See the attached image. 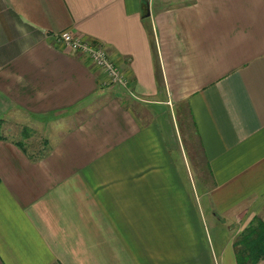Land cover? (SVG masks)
<instances>
[{
	"label": "crops",
	"instance_id": "1",
	"mask_svg": "<svg viewBox=\"0 0 264 264\" xmlns=\"http://www.w3.org/2000/svg\"><path fill=\"white\" fill-rule=\"evenodd\" d=\"M1 121L45 146L0 135V264H237L264 221V0H0Z\"/></svg>",
	"mask_w": 264,
	"mask_h": 264
},
{
	"label": "built area",
	"instance_id": "2",
	"mask_svg": "<svg viewBox=\"0 0 264 264\" xmlns=\"http://www.w3.org/2000/svg\"><path fill=\"white\" fill-rule=\"evenodd\" d=\"M55 42L69 52L81 55L88 63L99 69L104 76L105 83L108 85L127 89V80L118 67L109 59L105 47L99 42L82 39L68 32L56 36Z\"/></svg>",
	"mask_w": 264,
	"mask_h": 264
},
{
	"label": "rangeland",
	"instance_id": "3",
	"mask_svg": "<svg viewBox=\"0 0 264 264\" xmlns=\"http://www.w3.org/2000/svg\"><path fill=\"white\" fill-rule=\"evenodd\" d=\"M104 83H105V80H104ZM105 86L107 88L118 87V86H114V85H108L107 83H105ZM1 122H2V125H1V129H0V135L10 134V135L15 136V137H21V139L23 140V143H24V147L26 149H31L34 153H36L37 149H40L39 147L45 146L43 134L40 132V129L37 127H32L31 125H29L28 122H26V121H18L15 123L8 122V121L7 122L1 121ZM1 122H0V124H1ZM191 141H192V143L189 144V145H191V153L196 158L193 161L194 163L192 164L193 170H194V176H195V178H197V184L199 185V187H201L200 185H202V183L203 184L209 183V178L207 176L205 165H204L203 159L201 157V154L199 152V148H198V146H197V144L193 138ZM189 148H190V146H189ZM41 149L39 151H41ZM261 219H264V209H263ZM208 228H209V230H211L212 234H215L219 231L220 226L216 225V224H214V226L209 224ZM213 228H216V229H213Z\"/></svg>",
	"mask_w": 264,
	"mask_h": 264
},
{
	"label": "trees",
	"instance_id": "4",
	"mask_svg": "<svg viewBox=\"0 0 264 264\" xmlns=\"http://www.w3.org/2000/svg\"><path fill=\"white\" fill-rule=\"evenodd\" d=\"M235 251L237 264H257L264 259V221L240 236Z\"/></svg>",
	"mask_w": 264,
	"mask_h": 264
}]
</instances>
